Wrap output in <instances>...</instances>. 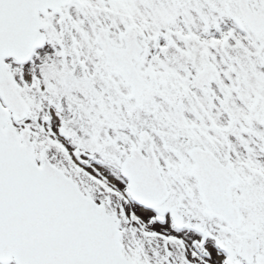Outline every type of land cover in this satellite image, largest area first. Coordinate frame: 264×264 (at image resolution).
Returning <instances> with one entry per match:
<instances>
[{
  "label": "snow or ice",
  "instance_id": "snow-or-ice-1",
  "mask_svg": "<svg viewBox=\"0 0 264 264\" xmlns=\"http://www.w3.org/2000/svg\"><path fill=\"white\" fill-rule=\"evenodd\" d=\"M0 264H264V0H0Z\"/></svg>",
  "mask_w": 264,
  "mask_h": 264
}]
</instances>
